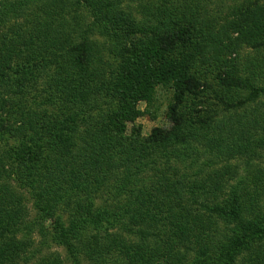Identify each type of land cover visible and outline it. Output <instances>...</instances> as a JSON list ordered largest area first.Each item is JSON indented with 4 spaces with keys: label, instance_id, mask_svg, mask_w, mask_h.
Returning a JSON list of instances; mask_svg holds the SVG:
<instances>
[{
    "label": "trees",
    "instance_id": "trees-1",
    "mask_svg": "<svg viewBox=\"0 0 264 264\" xmlns=\"http://www.w3.org/2000/svg\"><path fill=\"white\" fill-rule=\"evenodd\" d=\"M166 3L154 4L143 22L113 0H18L0 12V20L24 17V10L30 16L25 35L0 44V264H15L22 250L17 235L27 224L21 189L29 190L42 220L53 224L56 242L81 264V252L89 256L98 242L96 232L108 237L132 204L96 205L108 169L156 145L202 141L216 156L256 155L257 146L264 147V53L241 69L222 57L223 45L211 37L224 32L198 5ZM229 23L244 42L264 48L263 5L239 9ZM23 53L30 54L25 65L14 68ZM34 58L53 68L52 82L65 95L57 116L35 110L46 104L28 105ZM219 58L216 71L205 68L204 62ZM161 85L172 90L170 125L143 137L136 122L146 111L138 103L151 105ZM100 96L113 103L92 117L87 107ZM81 121L88 124L85 135ZM250 160L245 173L230 168L192 180L163 179L144 192L132 217L139 226L131 234L139 240L121 247L124 264H264V167ZM66 208L65 220L57 210ZM41 230L48 232L44 225ZM98 256L95 248L93 259ZM33 264L62 263L44 257Z\"/></svg>",
    "mask_w": 264,
    "mask_h": 264
},
{
    "label": "rangeland",
    "instance_id": "rangeland-1",
    "mask_svg": "<svg viewBox=\"0 0 264 264\" xmlns=\"http://www.w3.org/2000/svg\"><path fill=\"white\" fill-rule=\"evenodd\" d=\"M18 1V0H16ZM15 0H0V12L2 14L8 13L11 2ZM120 5V8L125 12L130 13L135 17L138 22H143L150 15L151 8L154 4L157 6L165 5L166 2L172 1L175 5H187L196 4L198 11L202 16L214 21L217 30H222L223 35H215L213 40L217 46L223 45L222 57L224 55L236 60L241 69H247L245 65L251 58L256 56H262L264 48L257 49L250 42H244L241 38L240 32L232 28L230 21L234 20L237 16L239 9H245L251 7L255 3H259L264 6V0H113ZM171 4V3H170ZM173 4V5H174ZM26 17V18H25ZM29 15L24 10V17L11 18L9 20L2 17L0 20V44L2 40L5 43H15L13 39L16 36L25 35L27 32L26 25L29 22ZM22 23H25L23 26ZM29 30V28H28ZM103 40L105 37H100ZM221 38V39H220ZM5 39V40H4ZM19 39V38H17ZM106 39V38H105ZM104 39V40H105ZM14 41V42H13ZM3 42V44H4ZM108 42V41H107ZM17 43V42H16ZM103 51L107 53L110 42L105 44ZM213 50V49H211ZM29 53H23L21 56L15 59L14 68L25 65L26 58ZM204 62L205 68L218 69V64L223 62V59L219 58L217 61ZM229 60V59H228ZM31 61V60H30ZM214 65H212V64ZM30 68H34L30 81L25 86L26 97L28 98V105L39 106L37 104L42 103L39 108L35 109L39 113L51 112V115L57 116L55 113H62L64 111L63 99L65 95L55 88L57 83L52 82L53 68H44L43 63L37 59H33L30 62ZM200 64V62H199ZM243 73V72H242ZM241 73V74H242ZM37 75L34 77V75ZM245 74V73H243ZM14 78L18 76L16 71L12 74ZM211 81L214 79V73L209 72L207 75ZM33 78V79H32ZM32 79V80H31ZM258 85H262L263 82H255ZM8 86L2 87V90H7ZM172 90L167 86H159L155 94V100L148 106L147 101L142 100L138 103V107L146 111L143 116L137 119V124L141 125V134L143 137L150 135L151 130L155 126H169L170 122L166 117L167 106L171 100ZM113 98L109 96H100V99L91 103L87 110L90 111L92 117H96L99 112L106 111L111 107ZM264 101V98L261 97ZM27 104V101L25 100ZM24 103V104H25ZM252 103V102H251ZM251 103L248 104L250 108ZM53 109V111H50ZM73 109V106L71 107ZM149 109V112L148 110ZM49 116V117H50ZM131 127V126H130ZM88 129V124L84 121L79 122V133L85 135V131ZM257 136L261 135V132L256 133ZM231 137V136H230ZM231 141V140H230ZM12 143V140H11ZM257 146L258 153L240 154L236 156H225L224 154L216 156L215 153L210 154L205 150L202 141L191 142V145H156L154 150L148 149L143 154V157L129 161L125 166H119L116 168L108 169L106 171L108 177L100 186V191L96 195V205H109L111 208L117 206L128 207L127 202L132 200V204L124 209L125 217L120 226L114 230H110L107 237V232H96L97 244L95 243L93 251L88 256L85 251L81 252L79 256L81 264H124L123 258L120 254L122 246H126L129 241H138L139 238L131 234V230L137 226L138 219H134L133 213L140 210L141 200L146 197V191H152L153 186L159 185L160 181L165 180H189L203 175L218 171L224 173L225 170L230 168L238 169V173H245L244 168L247 166L246 160L250 157V165L255 167L256 165H262L264 167V147ZM151 150V152H149ZM143 162H142V161ZM206 163V164H204ZM123 187V188H122ZM125 187V188H124ZM24 197L25 206V220L27 224L26 228L17 235V239L21 242L22 250H20V256L15 264H33L40 261L42 258H56L62 264H75L74 260L69 255L67 248L56 242L54 239L53 224L50 220L43 221L41 213L35 207L34 198L29 194V190L21 189ZM132 197V198H131ZM264 207V201H263ZM63 209V207H62ZM69 213L68 208L66 210H57V214L65 218ZM134 219V220H133ZM43 223V224H42ZM44 225L48 232L41 230ZM224 231L228 232L229 229L224 227ZM93 233V232H91ZM94 234V233H93ZM113 234V235H112ZM113 236V237H112ZM95 239V242L97 241ZM140 242H143L140 240ZM118 247V248H117ZM86 248V247H85ZM84 248V249H85ZM95 248L98 253V258L93 259L95 255Z\"/></svg>",
    "mask_w": 264,
    "mask_h": 264
}]
</instances>
